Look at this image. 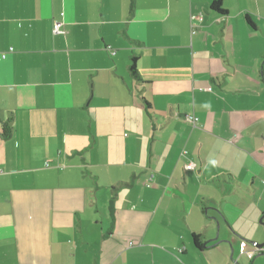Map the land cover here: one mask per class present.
<instances>
[{"label":"crops","instance_id":"crops-1","mask_svg":"<svg viewBox=\"0 0 264 264\" xmlns=\"http://www.w3.org/2000/svg\"><path fill=\"white\" fill-rule=\"evenodd\" d=\"M214 1L0 0V264H264V0Z\"/></svg>","mask_w":264,"mask_h":264},{"label":"trees","instance_id":"trees-1","mask_svg":"<svg viewBox=\"0 0 264 264\" xmlns=\"http://www.w3.org/2000/svg\"><path fill=\"white\" fill-rule=\"evenodd\" d=\"M212 8L216 11H218L219 13L221 14H226L227 13V9L224 7L223 5V0H215L212 4ZM249 22H251V20L248 18ZM131 72L132 74L139 78V73H138V68H137V64H136V59L133 60V63L131 65ZM2 132H3V136L4 137H9L10 134H11V127L9 126L8 123H5L3 126H2ZM194 242H195V245L198 247V248H201L203 247V245L206 247L207 245L202 243L201 240H200V236L195 234L194 236Z\"/></svg>","mask_w":264,"mask_h":264},{"label":"built area","instance_id":"built-area-1","mask_svg":"<svg viewBox=\"0 0 264 264\" xmlns=\"http://www.w3.org/2000/svg\"><path fill=\"white\" fill-rule=\"evenodd\" d=\"M61 27H62V23L61 22H56L55 25H54L55 32H61ZM185 119L187 121L191 122L193 125H197L199 123V118L197 116H195L194 114H187L185 116ZM47 165H48V163H47ZM253 245H254V247H253L254 249H256V248L258 249L256 243H254ZM247 249H248L247 242L242 241L241 245H240L241 253L242 254L245 253L247 251ZM180 251H182V250H180ZM234 264H238V263H234Z\"/></svg>","mask_w":264,"mask_h":264},{"label":"rangeland","instance_id":"rangeland-1","mask_svg":"<svg viewBox=\"0 0 264 264\" xmlns=\"http://www.w3.org/2000/svg\"><path fill=\"white\" fill-rule=\"evenodd\" d=\"M249 243V245H251L252 246V244H253V242L251 241V242H248Z\"/></svg>","mask_w":264,"mask_h":264},{"label":"water","instance_id":"water-1","mask_svg":"<svg viewBox=\"0 0 264 264\" xmlns=\"http://www.w3.org/2000/svg\"><path fill=\"white\" fill-rule=\"evenodd\" d=\"M227 241V240H226Z\"/></svg>","mask_w":264,"mask_h":264}]
</instances>
